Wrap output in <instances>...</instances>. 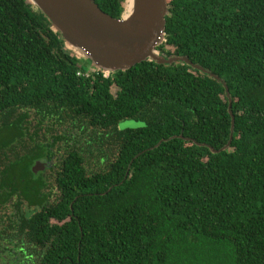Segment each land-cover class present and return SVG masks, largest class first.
I'll use <instances>...</instances> for the list:
<instances>
[{"label": "trees", "instance_id": "obj_1", "mask_svg": "<svg viewBox=\"0 0 264 264\" xmlns=\"http://www.w3.org/2000/svg\"><path fill=\"white\" fill-rule=\"evenodd\" d=\"M162 33L158 54L217 78L148 59L104 77L0 0V264H264V0H166Z\"/></svg>", "mask_w": 264, "mask_h": 264}, {"label": "water", "instance_id": "obj_2", "mask_svg": "<svg viewBox=\"0 0 264 264\" xmlns=\"http://www.w3.org/2000/svg\"><path fill=\"white\" fill-rule=\"evenodd\" d=\"M50 22V27L58 31L68 49L75 56H86L96 70L113 72L125 70L136 62L148 59L156 63L181 61L217 78L210 72L193 64L186 56L164 57L155 46L160 42L164 27L166 0H129L133 2L131 12L112 17L103 12L93 0H29ZM226 91V88H225ZM227 94V92H226ZM229 102L227 110H229ZM230 132L232 115L230 114ZM228 139L219 149L228 146ZM47 165L44 158L32 164L36 172Z\"/></svg>", "mask_w": 264, "mask_h": 264}, {"label": "rangeland", "instance_id": "obj_3", "mask_svg": "<svg viewBox=\"0 0 264 264\" xmlns=\"http://www.w3.org/2000/svg\"><path fill=\"white\" fill-rule=\"evenodd\" d=\"M142 123L140 120H134L130 118L122 119L118 122V128L123 129V128H134L139 126Z\"/></svg>", "mask_w": 264, "mask_h": 264}, {"label": "bare ground", "instance_id": "obj_4", "mask_svg": "<svg viewBox=\"0 0 264 264\" xmlns=\"http://www.w3.org/2000/svg\"><path fill=\"white\" fill-rule=\"evenodd\" d=\"M123 7H124L123 15L127 16L132 10L133 2L129 0H125Z\"/></svg>", "mask_w": 264, "mask_h": 264}, {"label": "built area", "instance_id": "obj_5", "mask_svg": "<svg viewBox=\"0 0 264 264\" xmlns=\"http://www.w3.org/2000/svg\"><path fill=\"white\" fill-rule=\"evenodd\" d=\"M161 41H163V33L161 34V37H160V42H161ZM101 73H102V75H103L104 77H107V76L109 75L110 72H108V71H101ZM88 74H89V71H88V70L84 72V75H88Z\"/></svg>", "mask_w": 264, "mask_h": 264}]
</instances>
